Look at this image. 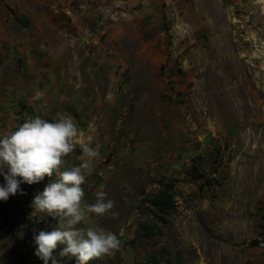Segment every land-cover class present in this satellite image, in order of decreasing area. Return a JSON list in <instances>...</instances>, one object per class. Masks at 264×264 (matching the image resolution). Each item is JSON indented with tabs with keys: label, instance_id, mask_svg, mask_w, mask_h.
<instances>
[{
	"label": "rangeland",
	"instance_id": "1",
	"mask_svg": "<svg viewBox=\"0 0 264 264\" xmlns=\"http://www.w3.org/2000/svg\"><path fill=\"white\" fill-rule=\"evenodd\" d=\"M256 1L0 0V134L66 114L98 153L81 205L96 191L114 205L78 226L120 246L88 264H264ZM82 159L76 147L62 167ZM53 178L0 200V264H42L32 237L57 221L29 205ZM169 184L163 214L151 200Z\"/></svg>",
	"mask_w": 264,
	"mask_h": 264
},
{
	"label": "clouds",
	"instance_id": "2",
	"mask_svg": "<svg viewBox=\"0 0 264 264\" xmlns=\"http://www.w3.org/2000/svg\"><path fill=\"white\" fill-rule=\"evenodd\" d=\"M78 128L70 115L59 114L51 120L34 115L14 130L0 134V200L23 194L22 183L29 185L54 177L43 190L34 195L30 207L57 221L50 231L34 233L33 254L42 264H61L54 255L58 243L65 245L59 256L75 257V264H88L102 254L118 249L116 234L103 228L79 227L86 213L104 215L114 202L104 191L94 193L91 204L81 205L84 195L81 185L90 174L91 162L98 155L88 143L77 138ZM78 147L79 164L62 167L64 157ZM115 216V212L110 213Z\"/></svg>",
	"mask_w": 264,
	"mask_h": 264
},
{
	"label": "trees",
	"instance_id": "3",
	"mask_svg": "<svg viewBox=\"0 0 264 264\" xmlns=\"http://www.w3.org/2000/svg\"><path fill=\"white\" fill-rule=\"evenodd\" d=\"M173 185L169 184L166 191H163L160 195L151 200L152 204L158 208V211L166 214L170 209L174 208V203L172 201V190Z\"/></svg>",
	"mask_w": 264,
	"mask_h": 264
},
{
	"label": "built area",
	"instance_id": "4",
	"mask_svg": "<svg viewBox=\"0 0 264 264\" xmlns=\"http://www.w3.org/2000/svg\"><path fill=\"white\" fill-rule=\"evenodd\" d=\"M256 5H258L262 12H264V0H257Z\"/></svg>",
	"mask_w": 264,
	"mask_h": 264
},
{
	"label": "water",
	"instance_id": "5",
	"mask_svg": "<svg viewBox=\"0 0 264 264\" xmlns=\"http://www.w3.org/2000/svg\"><path fill=\"white\" fill-rule=\"evenodd\" d=\"M206 142H208L209 141V137L208 138H206V140H205Z\"/></svg>",
	"mask_w": 264,
	"mask_h": 264
}]
</instances>
